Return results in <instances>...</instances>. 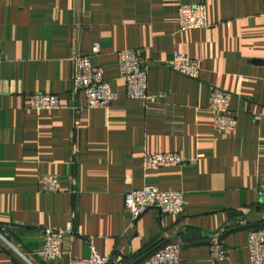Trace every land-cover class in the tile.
Instances as JSON below:
<instances>
[{
  "label": "crops",
  "instance_id": "1",
  "mask_svg": "<svg viewBox=\"0 0 264 264\" xmlns=\"http://www.w3.org/2000/svg\"><path fill=\"white\" fill-rule=\"evenodd\" d=\"M201 1L208 27L181 30L180 6ZM131 49L146 57L147 105L119 71L118 52ZM0 52V264H68L93 250L139 264L170 242L179 264H252L249 232L264 229V0H0ZM177 52L201 61L198 79L171 67ZM78 55L103 68L110 104L73 92ZM214 87L232 94V130L212 125ZM33 93L57 94L59 108L32 109ZM156 152L186 161L149 169ZM48 174L58 192L42 191ZM145 185L182 191L184 212L134 218L124 196ZM68 220L62 257L43 260V229ZM214 236L223 260L211 258Z\"/></svg>",
  "mask_w": 264,
  "mask_h": 264
},
{
  "label": "built area",
  "instance_id": "2",
  "mask_svg": "<svg viewBox=\"0 0 264 264\" xmlns=\"http://www.w3.org/2000/svg\"><path fill=\"white\" fill-rule=\"evenodd\" d=\"M179 25L181 30L206 28L207 10L204 1L196 4H182L179 9ZM99 51L95 45L94 53ZM0 52V60H1ZM119 71L126 81V90L130 98L142 100L146 105L150 101L148 91V71L146 57L140 50H121L117 54ZM74 77L73 92L84 91L88 107H102L116 99L117 93L110 86L103 68L95 66L88 55H78L73 59ZM171 67L190 78L198 79L201 74V61L184 53L177 52L169 62ZM231 93L220 87H214L210 108L213 113V127L219 131H229L236 126L237 118L230 109ZM27 103L35 110H55L60 106L59 96L49 93H33ZM144 161L149 169L182 165L186 159L179 153L156 152L145 154ZM43 192H58V177L48 174L42 177ZM261 204L264 207V186L261 190ZM124 208L134 218H138L149 209L157 208L169 214L179 215L185 210V196L182 191L162 190L155 185H145L139 189H131L125 193ZM74 223L68 220L63 228H44L41 256L45 261H53L62 257L64 238L73 234ZM248 251L252 264H264V229L250 230L248 235ZM213 260H223L229 250L218 236L210 243ZM181 245L170 242L142 259L139 264H179ZM111 256L101 255L93 250L88 257L73 258L68 264H110Z\"/></svg>",
  "mask_w": 264,
  "mask_h": 264
},
{
  "label": "water",
  "instance_id": "3",
  "mask_svg": "<svg viewBox=\"0 0 264 264\" xmlns=\"http://www.w3.org/2000/svg\"><path fill=\"white\" fill-rule=\"evenodd\" d=\"M163 244H160L158 246H156L153 250H151L150 252H148L147 254H145L144 256H142L138 261L140 262L142 259H144L146 256H148L149 254H151L152 252H154L155 250H157L158 248H160Z\"/></svg>",
  "mask_w": 264,
  "mask_h": 264
},
{
  "label": "trees",
  "instance_id": "4",
  "mask_svg": "<svg viewBox=\"0 0 264 264\" xmlns=\"http://www.w3.org/2000/svg\"><path fill=\"white\" fill-rule=\"evenodd\" d=\"M146 257H148V256H146ZM146 257H145V258H146ZM139 263H140V262H139Z\"/></svg>",
  "mask_w": 264,
  "mask_h": 264
}]
</instances>
